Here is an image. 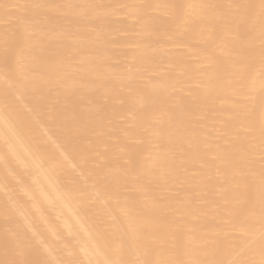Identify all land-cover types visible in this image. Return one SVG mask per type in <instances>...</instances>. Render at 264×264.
Instances as JSON below:
<instances>
[{"label":"bare ground","instance_id":"6f19581e","mask_svg":"<svg viewBox=\"0 0 264 264\" xmlns=\"http://www.w3.org/2000/svg\"><path fill=\"white\" fill-rule=\"evenodd\" d=\"M0 264H264V0H0Z\"/></svg>","mask_w":264,"mask_h":264}]
</instances>
